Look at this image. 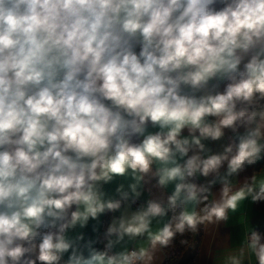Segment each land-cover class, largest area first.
Here are the masks:
<instances>
[{"label":"clouds","instance_id":"1","mask_svg":"<svg viewBox=\"0 0 264 264\" xmlns=\"http://www.w3.org/2000/svg\"><path fill=\"white\" fill-rule=\"evenodd\" d=\"M264 0H0V264H264Z\"/></svg>","mask_w":264,"mask_h":264},{"label":"crops","instance_id":"2","mask_svg":"<svg viewBox=\"0 0 264 264\" xmlns=\"http://www.w3.org/2000/svg\"><path fill=\"white\" fill-rule=\"evenodd\" d=\"M250 214L257 220H264V211L258 210L255 206L250 208Z\"/></svg>","mask_w":264,"mask_h":264},{"label":"trees","instance_id":"3","mask_svg":"<svg viewBox=\"0 0 264 264\" xmlns=\"http://www.w3.org/2000/svg\"><path fill=\"white\" fill-rule=\"evenodd\" d=\"M258 210L264 211V206L256 207ZM196 257H193L189 264H196Z\"/></svg>","mask_w":264,"mask_h":264}]
</instances>
